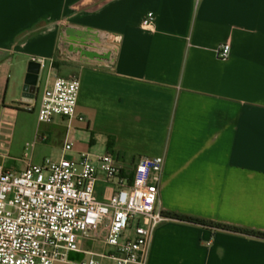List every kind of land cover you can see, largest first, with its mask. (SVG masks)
<instances>
[{"label": "crops", "instance_id": "1", "mask_svg": "<svg viewBox=\"0 0 264 264\" xmlns=\"http://www.w3.org/2000/svg\"><path fill=\"white\" fill-rule=\"evenodd\" d=\"M33 60L45 61L44 87L81 81L84 120L41 125L56 159L109 153L131 169L162 158L164 213L264 232V0H0L4 141L16 116L7 100L22 98L13 66ZM89 259L72 252L67 264ZM148 264H264V240L168 219Z\"/></svg>", "mask_w": 264, "mask_h": 264}, {"label": "built area", "instance_id": "2", "mask_svg": "<svg viewBox=\"0 0 264 264\" xmlns=\"http://www.w3.org/2000/svg\"><path fill=\"white\" fill-rule=\"evenodd\" d=\"M155 21L149 12L142 26L153 31ZM230 54L229 43L219 47L220 59ZM37 62L44 68V60ZM80 91L79 78L53 76L39 99V125L52 124L57 117L83 121L77 115ZM37 99L24 104L26 110L34 112ZM2 127L0 119V150L7 143L1 139ZM72 150L73 143L66 142L64 152ZM163 176L162 158L142 157L127 169L109 153L46 158L40 164L29 156L21 172L0 164V264L67 263L72 252L90 256L82 264H99L97 259L148 264L155 233L168 220L160 201ZM98 184L106 186L103 200ZM95 243L105 252L83 251Z\"/></svg>", "mask_w": 264, "mask_h": 264}, {"label": "rangeland", "instance_id": "3", "mask_svg": "<svg viewBox=\"0 0 264 264\" xmlns=\"http://www.w3.org/2000/svg\"><path fill=\"white\" fill-rule=\"evenodd\" d=\"M27 70L28 64L23 71L18 69L17 64H15L12 69L11 85L13 86L14 82L18 79L21 93L23 92ZM46 76V72L41 73L39 97L35 103L37 108L34 112L26 110L25 105L20 102V97L13 100L8 98L7 100L8 105L12 107V110L16 113V116L12 120V125L10 126V136H8L7 143L2 149L4 158L0 157V164L7 170L21 172L25 168V162L29 156L35 164H40L46 158H58L57 153L50 147L49 142L45 141L47 134L44 132V127H41L38 123V104L44 89ZM74 127L76 126L74 125ZM104 188L106 187L101 185L98 187L97 193L100 200L102 199L100 191ZM101 245L102 244L95 243L91 246L98 249L101 248ZM85 247L89 248L88 245Z\"/></svg>", "mask_w": 264, "mask_h": 264}, {"label": "trees", "instance_id": "4", "mask_svg": "<svg viewBox=\"0 0 264 264\" xmlns=\"http://www.w3.org/2000/svg\"><path fill=\"white\" fill-rule=\"evenodd\" d=\"M163 216L166 217L167 219H174V220H178V221L185 222V223H191V224L199 225L201 227L208 228V229L222 230V231L242 234V235H246L249 237H255V238L264 240V232H261V231L214 223V222L206 221L203 219L181 215V214H175V213H164L163 212Z\"/></svg>", "mask_w": 264, "mask_h": 264}, {"label": "water", "instance_id": "5", "mask_svg": "<svg viewBox=\"0 0 264 264\" xmlns=\"http://www.w3.org/2000/svg\"><path fill=\"white\" fill-rule=\"evenodd\" d=\"M40 72L41 64L39 62L33 60L28 64L21 103L32 104L36 100L35 94L37 92V89L39 88Z\"/></svg>", "mask_w": 264, "mask_h": 264}, {"label": "flooded vegetation", "instance_id": "6", "mask_svg": "<svg viewBox=\"0 0 264 264\" xmlns=\"http://www.w3.org/2000/svg\"><path fill=\"white\" fill-rule=\"evenodd\" d=\"M38 95H39V88L37 89V92H36V94H35V98H36V99H37Z\"/></svg>", "mask_w": 264, "mask_h": 264}]
</instances>
